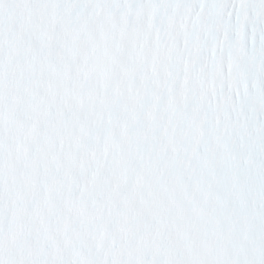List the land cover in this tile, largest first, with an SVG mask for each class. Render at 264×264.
I'll use <instances>...</instances> for the list:
<instances>
[{"label": "snow or ice", "instance_id": "obj_1", "mask_svg": "<svg viewBox=\"0 0 264 264\" xmlns=\"http://www.w3.org/2000/svg\"><path fill=\"white\" fill-rule=\"evenodd\" d=\"M0 264H264V0H0Z\"/></svg>", "mask_w": 264, "mask_h": 264}]
</instances>
